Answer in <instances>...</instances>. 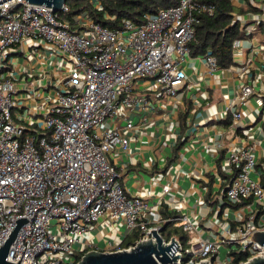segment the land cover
Masks as SVG:
<instances>
[{
    "label": "built area",
    "instance_id": "1",
    "mask_svg": "<svg viewBox=\"0 0 264 264\" xmlns=\"http://www.w3.org/2000/svg\"><path fill=\"white\" fill-rule=\"evenodd\" d=\"M232 2L238 8L251 4L257 9L236 14L245 28L244 38L251 36L264 24V0ZM214 9L202 0H180L145 14L141 22L126 18L120 28L104 26L85 13L74 17V27L61 14L69 10L67 2L54 11L28 0H0V247L18 218L29 219L10 246L9 261L78 264L92 250L125 249L111 245L101 250L93 244L90 233L103 220L123 227L125 236L138 229L141 236L135 245L153 238L152 229L162 228V223L145 217L150 202L123 186V174L111 161L116 152L128 155L131 151L130 136L122 126L131 131L135 123L121 107L140 114L153 108L140 92L143 86L173 98L187 87L186 64L190 43L196 39L195 24L199 14H213ZM252 23L255 27L247 32ZM242 40L234 42L233 51ZM24 43L48 50L50 57L62 56L59 72L45 80L31 79L26 72L19 83L13 77L10 55ZM204 57L210 70L218 68L215 56L208 52ZM250 65L249 60L242 70ZM53 87L56 94L49 93ZM254 91L252 83L243 85L242 103ZM233 116L242 117L239 110ZM256 143L252 139L229 151L234 176L224 195L234 205L264 195L260 178L253 176ZM170 219L189 237L185 248L176 237L177 264H237L233 251L250 252L238 264L264 258V245L253 239L256 231L264 230V222L255 225L252 219L236 238L218 241L206 238L188 214ZM56 225L59 231L54 230ZM221 244L229 249L217 262ZM184 255L190 256L186 262Z\"/></svg>",
    "mask_w": 264,
    "mask_h": 264
},
{
    "label": "crops",
    "instance_id": "2",
    "mask_svg": "<svg viewBox=\"0 0 264 264\" xmlns=\"http://www.w3.org/2000/svg\"><path fill=\"white\" fill-rule=\"evenodd\" d=\"M258 26L246 37L250 45L242 42L227 67L218 65L210 70L204 54H191L186 64L188 85L175 98L162 96L160 90L140 89L141 84L140 92L147 95L153 108L140 114L121 107L135 123L131 131L122 126L123 133L130 136L131 151L128 155L118 151L111 161L123 174V186L150 202L146 218L163 223L167 220L165 208L169 219L188 214L206 238L218 241L236 238L239 229L252 219L255 225L264 222V200L234 205L224 195L227 176L232 175L229 151L252 139L257 142L253 176L264 186V39L257 34ZM14 56L19 58L15 61ZM61 58L24 43L11 50L13 77L20 83L30 72L31 79L45 80L50 73L59 72ZM249 60L251 67L242 70ZM247 83H252L255 91L242 103L239 92ZM237 110L242 117L236 120L233 112ZM162 143H168L169 149L162 148ZM165 188H170L167 193ZM125 237L124 228L108 220L101 221L89 236L101 250L121 245Z\"/></svg>",
    "mask_w": 264,
    "mask_h": 264
},
{
    "label": "trees",
    "instance_id": "3",
    "mask_svg": "<svg viewBox=\"0 0 264 264\" xmlns=\"http://www.w3.org/2000/svg\"><path fill=\"white\" fill-rule=\"evenodd\" d=\"M202 1L214 5L215 9L213 14H199V20L195 24L196 39L190 43L191 54L199 55L209 52L216 57L219 66L227 67L233 61L234 42L246 36L245 28L241 26L236 14L257 11V9L251 4L248 7L238 8L232 0ZM179 2L180 0H67L69 10L62 11L61 14L63 18L70 19L74 27L77 25L74 17L85 13L88 18L104 26L120 28L126 18L141 22L145 14H154L161 8L177 5ZM257 32L264 39V24H259ZM233 176H227L229 182ZM163 211L164 220H167L162 223V236L166 241L177 237L185 248L189 239L187 232L177 226L174 220L169 219L171 216L166 208ZM140 236L141 232L138 229L132 231L123 239L121 247L127 248L135 245ZM233 254L237 264L250 256L249 251L240 253L233 251ZM81 256L79 254L77 257L80 259ZM189 258V255H184L183 261L186 262Z\"/></svg>",
    "mask_w": 264,
    "mask_h": 264
},
{
    "label": "water",
    "instance_id": "4",
    "mask_svg": "<svg viewBox=\"0 0 264 264\" xmlns=\"http://www.w3.org/2000/svg\"><path fill=\"white\" fill-rule=\"evenodd\" d=\"M30 3L46 4L52 7L54 11H60L67 0H28ZM226 191V189H225ZM27 217L18 218L17 224L12 229L11 233L0 247V264H21L12 262L7 259L9 249L13 243L20 226L27 222ZM161 230L152 229L153 238L140 242L132 248H125L116 251H100L92 250L86 253L78 264H177L180 258L178 251V240L172 237L166 241L161 234ZM253 239L264 245V230L256 231L253 234ZM32 264V263H31ZM201 264H207L206 262ZM251 264H264L263 257H255Z\"/></svg>",
    "mask_w": 264,
    "mask_h": 264
},
{
    "label": "rangeland",
    "instance_id": "5",
    "mask_svg": "<svg viewBox=\"0 0 264 264\" xmlns=\"http://www.w3.org/2000/svg\"><path fill=\"white\" fill-rule=\"evenodd\" d=\"M255 27V24H249L248 25V27H247V32H250L253 28ZM242 42H245V45L246 46H248V45H250V43H251V41H250V39L249 38H245L244 40H242ZM19 57L18 56H14L13 57V59L16 61L17 59H18ZM50 94H56L57 93V90H56V88H52L51 90H50V92H49ZM182 93V92H181ZM181 93H179V94H181ZM39 119H42V117H39ZM261 200H264V197H260L259 198V201L261 202ZM242 209H246L245 207H242ZM54 230L55 231H59L60 230V226H54ZM204 231V230H203ZM205 232V231H204ZM94 240H96V238H94ZM237 247V245L236 244H234L233 246H232V248H236ZM228 249H229V247L228 246H226V245H224V244H221L220 245V250H221V252H220V254H219V256H218V258H217V260L218 261H221L222 260V255L224 256V254H226V252L228 251ZM110 251H113V250H110Z\"/></svg>",
    "mask_w": 264,
    "mask_h": 264
}]
</instances>
